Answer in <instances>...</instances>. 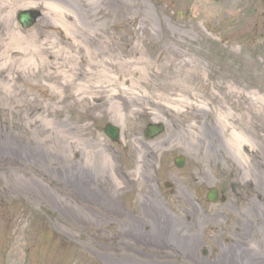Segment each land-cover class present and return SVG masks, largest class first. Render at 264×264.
I'll list each match as a JSON object with an SVG mask.
<instances>
[{
    "label": "rangeland",
    "instance_id": "rangeland-1",
    "mask_svg": "<svg viewBox=\"0 0 264 264\" xmlns=\"http://www.w3.org/2000/svg\"><path fill=\"white\" fill-rule=\"evenodd\" d=\"M33 1L29 9L43 15L30 28L42 38L66 36L54 24L66 10L95 51L143 57L162 73L148 67L152 86L128 117L109 112L111 102L83 108L75 98L55 111L49 85L20 79L19 91L48 98L54 115L38 121L31 107L17 115L15 87L0 88V264H264L262 8L247 0ZM107 123L120 127L118 142ZM149 123L166 130L147 140ZM233 132L252 143L243 156ZM213 187L225 201H207Z\"/></svg>",
    "mask_w": 264,
    "mask_h": 264
},
{
    "label": "bare ground",
    "instance_id": "bare-ground-1",
    "mask_svg": "<svg viewBox=\"0 0 264 264\" xmlns=\"http://www.w3.org/2000/svg\"><path fill=\"white\" fill-rule=\"evenodd\" d=\"M35 3L33 0H0V88L6 93L13 92L10 91L12 87L19 91V86H16L18 80L34 79L42 88L49 85L56 94L51 100L53 104L49 105L57 109L55 111H62L59 106L75 98L83 108L100 109L105 103L111 102L108 111L114 115L128 117L136 114L138 110L128 112L127 109L135 106V98L147 97L142 89L152 86L145 74L148 67L156 69L151 76L155 73L160 75L162 71L143 57L127 60L120 56H109L105 51H95L89 42L80 39L77 33L81 30L75 26V21L66 10L57 13L54 22L66 36L50 34L42 38L38 28L34 29L36 26L23 30L15 14L19 9L34 7L37 5ZM45 6L51 12H56L54 3L49 2ZM93 38L98 37L94 35ZM165 91L166 96H171L176 87L171 84ZM158 99L159 95L151 98L150 103L159 104ZM47 101L48 98L27 95L21 90L11 102L17 108V115L25 107H31L29 118L34 115L38 120L45 114L54 115L53 111L46 112V106L43 105ZM145 112L144 108V115L147 114ZM230 137L238 155L243 156L247 142L252 144L245 136L235 132Z\"/></svg>",
    "mask_w": 264,
    "mask_h": 264
},
{
    "label": "water",
    "instance_id": "water-1",
    "mask_svg": "<svg viewBox=\"0 0 264 264\" xmlns=\"http://www.w3.org/2000/svg\"><path fill=\"white\" fill-rule=\"evenodd\" d=\"M40 11L38 10H25L21 11L18 14V19L20 23L23 25V27L28 28L32 26L40 16ZM105 132L114 140H118L120 136L119 128L116 126H113L111 124H107L105 127ZM164 132V125L163 124H149L147 128L145 129V135L148 138H154L161 133ZM178 167H182L185 164V159L183 157L176 158L175 160ZM209 199L212 202L217 201L218 199V191L217 189H213L208 194Z\"/></svg>",
    "mask_w": 264,
    "mask_h": 264
},
{
    "label": "flooded vegetation",
    "instance_id": "flooded-vegetation-1",
    "mask_svg": "<svg viewBox=\"0 0 264 264\" xmlns=\"http://www.w3.org/2000/svg\"><path fill=\"white\" fill-rule=\"evenodd\" d=\"M242 1V0H240ZM247 7L251 10L258 11L260 8L264 11V0H247ZM226 5L225 7H227Z\"/></svg>",
    "mask_w": 264,
    "mask_h": 264
}]
</instances>
